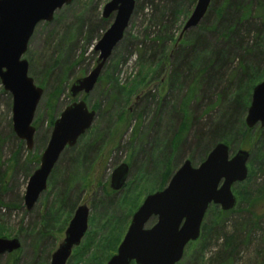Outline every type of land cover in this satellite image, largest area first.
Here are the masks:
<instances>
[{
  "label": "rangeland",
  "instance_id": "374dc122",
  "mask_svg": "<svg viewBox=\"0 0 264 264\" xmlns=\"http://www.w3.org/2000/svg\"><path fill=\"white\" fill-rule=\"evenodd\" d=\"M109 1L72 0L54 13L51 22L35 27L22 56L28 64V76L42 89L31 123L35 131L31 150L12 131L11 96L0 84V238H16L20 242L17 251L0 255V264H49L78 206L89 210L88 228L66 264H106L119 245L115 238L123 230L122 240L131 216L144 198L164 189L185 160L192 167L204 160L196 162L195 137L206 134L218 116L221 107H214L211 102H216V95L224 85L231 82L228 94L235 88V69L231 63L225 79L215 85L217 90L211 89L213 95L206 97L204 104H211L207 112L203 114L204 105L195 108L197 101L191 103L189 112L196 113L192 127L170 156L166 144L178 126L180 115L174 112L169 126L166 117L172 115L171 107L168 112L159 108L164 99L168 104H178L186 95V91L177 95L168 92V56L196 0H134L123 39L106 61L96 86L87 95L71 98V84L95 67L98 53L94 52V46L114 16L105 24L100 22L102 8ZM209 14L212 19L213 13ZM160 23L164 25L159 27ZM143 36L161 39L163 44L154 53L149 47L157 44L145 42L147 48H143ZM163 52L165 57L161 58ZM155 61L157 64L153 66ZM78 100L96 112L92 126L74 147L62 152L46 190L33 208L26 211L23 202L26 185L39 167V156L52 124L64 108ZM262 133L264 128L256 126L250 138L234 136L230 144L225 143L229 158L238 150L250 153L246 180L231 188L238 209L235 207L218 220L220 208L215 206L211 210L210 205L202 225L212 226L211 231L203 242L199 239L185 247L181 264H225L228 260V264H264V148L260 152L254 149ZM122 163L129 168L128 178L122 190L113 192L109 188L110 175ZM61 193H67V201L59 204ZM71 203L74 206L70 210ZM49 212L50 220L46 222L44 215ZM154 222L151 219L146 228ZM225 244L232 246L231 252Z\"/></svg>",
  "mask_w": 264,
  "mask_h": 264
},
{
  "label": "water",
  "instance_id": "95a60500",
  "mask_svg": "<svg viewBox=\"0 0 264 264\" xmlns=\"http://www.w3.org/2000/svg\"><path fill=\"white\" fill-rule=\"evenodd\" d=\"M72 0H0V84L11 96V123L14 135L33 147L34 128L31 126L42 89L28 76V64L22 58L35 27L51 22L56 11ZM211 0H196L175 46L183 34L196 28L207 13ZM135 6L134 0H110L101 18L111 25L94 46L98 53L95 67L84 77L76 79L69 88L71 98L89 94L96 86L101 71L113 49L123 39ZM96 112L78 100L64 108L53 122L47 144L39 156V167L28 179L23 202L30 211L47 188V180L65 149L76 145L78 139L92 126ZM247 129L264 128V80L252 88L250 104L244 118ZM250 153L238 150L229 158V148L217 143L197 166L185 160L161 191L147 195L131 216L127 230L116 253L106 264H177L185 247L196 242L201 233L204 215L210 205L222 212L231 211L237 201L231 188L247 178ZM126 164L118 165L110 175L109 188L123 189L128 178ZM89 210L78 206L64 231V239L52 253L49 264H66L73 248L79 246L88 228ZM155 219L149 228L146 224ZM20 248L16 238H0V255Z\"/></svg>",
  "mask_w": 264,
  "mask_h": 264
},
{
  "label": "trees",
  "instance_id": "16d2710c",
  "mask_svg": "<svg viewBox=\"0 0 264 264\" xmlns=\"http://www.w3.org/2000/svg\"><path fill=\"white\" fill-rule=\"evenodd\" d=\"M191 1L193 2V0ZM208 11L201 23L196 28L185 32L180 42L175 46L176 39L174 49L168 56L170 63L167 78L168 92L177 95L186 91V95L179 100L178 104H168L164 99L159 108L161 112L162 110L168 112L171 107L170 113L172 115L166 117L169 126L170 123H173V113L180 115L178 126L176 130H172L173 133L171 132L170 140L166 144V149L169 148L171 156L182 143L183 135L192 127V117L196 116V113L193 115L189 112L192 102L197 101L196 109H201L204 105L203 114L207 112L211 104L214 107H221L207 133L197 134L195 137L196 162L205 159L209 151L219 142L230 144L234 136L250 138L252 130L245 127L242 116L249 104L250 92L254 84L264 78V0H211ZM210 12L213 13L212 19H209ZM163 18L162 15L161 19ZM106 21L107 19H100L101 23L105 24ZM162 25L164 24L160 23L159 27ZM92 28L95 30V27ZM145 42L157 44L149 47L154 53L163 44L161 39L149 40L143 36V48H147ZM151 57H154V54ZM163 57H165L164 52L161 58ZM154 63H152L153 66L157 64L156 61ZM231 63H234L233 68L235 69L233 92L228 94L231 85L229 81L228 84L224 85L223 90L216 95V102H211L209 105L204 104L207 95H213L210 90L215 89V87L217 90L215 85L219 86L221 81L225 79L226 70L232 66ZM187 84L188 86H186ZM116 87L118 92L122 93L121 88ZM229 96L230 98L227 100ZM262 147L264 148V133L255 143V152H260ZM166 160H168L167 157ZM52 175L53 173L51 178ZM61 194L59 204L67 201V193ZM238 205L240 204L238 203ZM73 206L74 204L71 203L70 210ZM210 208L215 210V206H210ZM236 209L238 208L236 207ZM232 211H220L218 220ZM44 216L46 222L50 220V212L45 213ZM211 227L202 225V233L199 237L201 242L205 240L206 234L211 231ZM122 233L123 230H120L115 238L118 244L121 241ZM225 245L228 246V244ZM226 250L231 252L232 246L229 245ZM225 255L229 259L227 252ZM224 260L226 261V259ZM181 263L182 259L177 264Z\"/></svg>",
  "mask_w": 264,
  "mask_h": 264
},
{
  "label": "flooded vegetation",
  "instance_id": "af4514ba",
  "mask_svg": "<svg viewBox=\"0 0 264 264\" xmlns=\"http://www.w3.org/2000/svg\"><path fill=\"white\" fill-rule=\"evenodd\" d=\"M114 192V191H113ZM132 264H134V263H132Z\"/></svg>",
  "mask_w": 264,
  "mask_h": 264
}]
</instances>
